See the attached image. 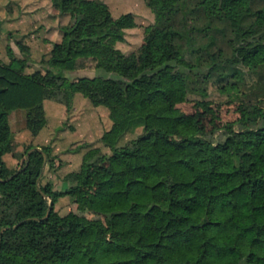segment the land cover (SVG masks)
<instances>
[{"label":"trees","instance_id":"1","mask_svg":"<svg viewBox=\"0 0 264 264\" xmlns=\"http://www.w3.org/2000/svg\"><path fill=\"white\" fill-rule=\"evenodd\" d=\"M53 1L74 15L58 51L31 72L25 56L0 63V153L13 110H26L24 156L46 123V99L69 106L80 93L121 110L103 140L122 166L96 170L90 188L83 176L64 186L48 147L45 164L37 150L24 168V158L17 168L0 159V264H264V0H160L162 31L117 67L123 86L71 74L113 71L124 58L107 40L108 5ZM210 84L238 102V117L219 130H201L175 106ZM137 126L142 133L121 143ZM66 195L104 220L58 214Z\"/></svg>","mask_w":264,"mask_h":264},{"label":"rangeland","instance_id":"2","mask_svg":"<svg viewBox=\"0 0 264 264\" xmlns=\"http://www.w3.org/2000/svg\"><path fill=\"white\" fill-rule=\"evenodd\" d=\"M103 1L108 5L113 20L107 40L122 51L124 58L118 61L113 71L88 67L71 74L88 77L102 75L123 86L116 73L117 67L128 58H137L140 52L153 45L163 28L164 12L160 0ZM5 11L9 16L3 13ZM17 16L18 20L5 19ZM73 21L74 15L61 14L58 4L53 0H0V63L11 65L13 57L25 56L28 66L24 68V72L33 71L39 67V61L46 54L58 51L60 26H69ZM46 41H49L50 46L47 52L40 48L41 43ZM75 94L69 106L46 99V123L39 131L44 132L43 139L40 143L35 142V139L31 142L51 150L56 163L60 165V176L67 178L64 186L83 176V183L91 188L96 170L110 172L122 166L121 159L103 140V134L112 128L122 112L99 97L90 99L79 93L81 98H77ZM55 104L59 107H55ZM237 105L238 102L231 100L214 84L208 86L205 96L188 93L185 99L175 103L183 112L196 115L201 130H219L223 123L236 119ZM9 122L12 135L4 152L0 153V159L10 168H17L25 159V155L21 156V153L29 144L25 136L26 110H13L9 115ZM141 133V126L134 127L125 133L121 143L130 141ZM54 209L60 215L72 211L89 219L104 220L102 214L88 209L84 203L68 195L58 198Z\"/></svg>","mask_w":264,"mask_h":264},{"label":"water","instance_id":"3","mask_svg":"<svg viewBox=\"0 0 264 264\" xmlns=\"http://www.w3.org/2000/svg\"><path fill=\"white\" fill-rule=\"evenodd\" d=\"M32 150H37V151H40V152L43 153V164H45V162H46V160H47V154L45 153V151H44L41 147H39V146H33V147L29 148L28 151L26 152V154H25V163H24V165H23L22 168H24V167L27 165L28 160H29V155H30V152H31ZM19 170H20V169L16 170L13 174L9 175L7 178L2 179V180L5 181V180H8V179L12 178V176L15 175ZM41 193H43V192L41 191ZM49 212H50V206L48 207L47 212H46V215L44 216V218H46V217L48 216ZM22 221H23V220L19 221V222H18L17 224H15L13 227H16V226H17L19 223H21ZM3 229H4V228H2L1 231H2Z\"/></svg>","mask_w":264,"mask_h":264},{"label":"crops","instance_id":"4","mask_svg":"<svg viewBox=\"0 0 264 264\" xmlns=\"http://www.w3.org/2000/svg\"><path fill=\"white\" fill-rule=\"evenodd\" d=\"M3 13H5V15H8V12H6V11L3 12ZM8 16H9V15H8ZM5 19H10V20L12 21V20H18L19 17L17 16V17H13V18H5ZM56 19H57V18H56ZM47 36H48V35H47ZM49 37H50V36H49ZM48 42H49V41H48ZM48 42H47V41H46V42H42V43H41L42 46H40V48H41L43 51H45V52H47L48 49H49V47H50ZM25 54H26V53H25ZM78 94H79V93H76V94H75V97H77V98L80 97V96H78ZM80 98H81V97H80ZM45 104H46V101H45ZM56 104H58V103H56ZM56 104H55V107H59V106H57ZM43 133H44V132H40V133H38L36 136L33 137V140L35 139V142L40 143L41 140L43 139ZM25 136L28 137V133H27V131H26ZM46 140H47V139H46Z\"/></svg>","mask_w":264,"mask_h":264}]
</instances>
